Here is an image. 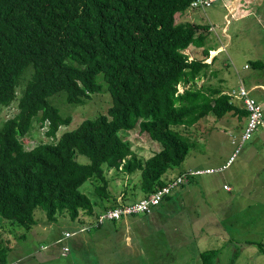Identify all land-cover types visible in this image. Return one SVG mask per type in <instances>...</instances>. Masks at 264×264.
I'll return each instance as SVG.
<instances>
[{"label":"trees","instance_id":"16d2710c","mask_svg":"<svg viewBox=\"0 0 264 264\" xmlns=\"http://www.w3.org/2000/svg\"><path fill=\"white\" fill-rule=\"evenodd\" d=\"M193 1L0 0V108L16 100L15 115L0 125V220L29 229L36 209L51 223L63 212L72 221L80 213L97 220L107 209L137 201L112 197L107 171H139L138 193L146 197L164 186L170 178L163 175L192 148L179 126L190 128L210 114L247 120L241 101L234 100L239 107L218 88L196 86L210 70L205 61L213 49H204L209 27L175 20ZM187 48H203L202 57L188 60ZM250 64L262 68L259 60ZM179 84L187 86L180 93ZM103 89L111 98L107 113L56 138L71 118L52 98L79 106ZM35 123L47 125L53 141L25 148L20 138ZM135 128L160 145L148 159L138 158L129 143ZM8 249L0 236V264H7ZM218 254L207 250L198 259L215 264Z\"/></svg>","mask_w":264,"mask_h":264},{"label":"rangeland","instance_id":"374dc122","mask_svg":"<svg viewBox=\"0 0 264 264\" xmlns=\"http://www.w3.org/2000/svg\"><path fill=\"white\" fill-rule=\"evenodd\" d=\"M182 16L175 20L209 26L204 49L223 48L210 69L225 63L231 76L227 79L222 75L223 81L219 82V75L208 73L206 78L196 81L197 87L204 84L224 93L230 86L242 85L248 89L253 69L262 80L263 69H246L244 64L257 59L264 63V0H219L205 11L187 9L184 20ZM202 50L187 48L184 52L191 60L201 58ZM212 55L208 53L205 62ZM22 86L17 88V95ZM179 86L182 91L187 88ZM51 103L63 117L71 118L68 126L59 128L58 138L86 118L106 114L111 98L103 89L92 94L83 105L70 106L61 95L53 97ZM15 112L16 100L0 108V125ZM234 124L236 117L230 114L221 119L210 114L190 128H177L190 139L192 148L179 166L163 175L165 178L174 177L182 170L218 169L231 154H236L226 170L192 176L175 187L171 191V204L160 206V213L157 211L152 220L149 215H137L134 222L104 221L97 226V221L84 213L72 221L63 212L51 223L40 209L34 210L35 224L29 229L0 220V236L9 247L7 264H200L198 254L207 250L219 251L215 264H264V255L258 248L261 245L264 249V135L258 127L238 147L240 132L231 130ZM46 130L47 125L40 128L35 123L20 140L25 148L52 142L46 137ZM128 140L141 160L160 149L158 143L137 128L129 133ZM77 161L86 164L88 159L78 156ZM106 175L108 190L117 201L127 203L144 198L138 193L139 171L124 175L109 170ZM83 186L90 196V184ZM228 187L230 192L226 191ZM104 202L110 205L111 201ZM65 232L74 235L64 239ZM63 247L68 251L61 257Z\"/></svg>","mask_w":264,"mask_h":264},{"label":"built area","instance_id":"2783aa9c","mask_svg":"<svg viewBox=\"0 0 264 264\" xmlns=\"http://www.w3.org/2000/svg\"><path fill=\"white\" fill-rule=\"evenodd\" d=\"M219 0H194L189 9L190 10H201L205 11L206 9L210 8L215 2ZM212 30V28H210ZM178 93L182 92L180 90L179 86ZM226 95L232 100H238L243 103L244 109L247 111V120L246 124L244 126V129L242 130L240 136H239V145L248 140L251 137L252 132L259 127V129L264 134V116H263V110L262 106L259 104V102L250 94L249 90L245 88L242 85H239L235 87L234 89H231L230 91L226 92ZM236 152L227 160V162L221 166L217 170H205L202 172H187L182 173L180 175H177L175 177L170 178L166 181L164 186L162 188H159L155 190L153 193L149 194L148 196L142 198L141 200H137L133 203L115 208V209H107L106 211L102 212L98 218L96 225H100L104 221H112V220H119L121 217L126 216H132V215H146L151 213V211L157 207L165 198L166 195L170 194L171 191L175 188L180 186L181 183L185 182L187 178L196 176L199 174H213L222 172L227 167L232 164L234 156ZM73 234L71 233H64L63 238L67 239L70 238ZM68 251L66 247L62 248L61 256H65V253Z\"/></svg>","mask_w":264,"mask_h":264},{"label":"crops","instance_id":"0c3cea01","mask_svg":"<svg viewBox=\"0 0 264 264\" xmlns=\"http://www.w3.org/2000/svg\"><path fill=\"white\" fill-rule=\"evenodd\" d=\"M189 11H190V9H188ZM192 11H196V10H192ZM185 16H186V12L183 14V19L182 20H184L185 19ZM181 22H185V21H181ZM188 23H190V22H188ZM208 26V25H207ZM209 27V26H208ZM211 32V31H210ZM221 50H223V48L222 47H217L216 49H213V50H211V51H209V53H211V58H210V60L208 61V62H206L207 64H211V62H212V60L214 59L215 60V56H218V54H219V52L221 51ZM257 60H259V61H261L260 59H257ZM215 63H216V61H215ZM215 63H214V66H215ZM261 64H262V68L261 69H263V71H264V63H263V61H261ZM227 67L228 66H226L225 65V63H222L220 66H215V70H213L212 68L209 70V74L210 73H213V75L215 74V75H219L218 77H217V80L219 81V82H221V81H223L222 79H221V76L223 75H225L226 77H227V79H229L231 76H230V73L227 71ZM249 67H252V68H255L254 66H252L250 63L248 64V63H245L244 64V68H246V69H249ZM258 69V68H257ZM253 73H254V75H253V78H252V80H251V82H250V87L248 88V90H249V92H250V94L252 95V92H255V94H254V98L259 102V104L262 106V110H263V116H264V77L262 78V80H260V78L259 77H256L257 76V74H256V72H255V70L253 69ZM239 86V85H238ZM237 87V86H236ZM232 88H234V87H228V90L226 91V92H228L229 90H231ZM223 94H224V91H223ZM234 104H236L237 106H239V107H242L241 106V104H240V102H238V101H234ZM233 118L234 117H236V120H237V124H234V125H232L231 126V130H233V132L235 131V132H240L239 134H241V132H242V129L244 128V126H245V123H246V115H244V116H239L238 114H234V115H232V114H230ZM227 125L228 126H230V124H229V121H227ZM263 134V133H262ZM264 135V134H263ZM153 142V141H152ZM238 145H239V143H238ZM242 145V144H241ZM160 150V149H159ZM159 150H157L156 152H158ZM234 154V153H233ZM233 154H231V156L233 155ZM230 156V157H231ZM229 157V158H230ZM228 158V159H229ZM227 162V161H226ZM224 164H222L221 166H223ZM218 168V167H217ZM208 169H211V168H205L204 170H208ZM226 170V169H225ZM187 171L188 172H193V171H191V170H182L181 172L182 173H187ZM181 172H179L178 174H181ZM177 174V175H178ZM206 175H210V174H206ZM170 176H173V175H170ZM166 178H169V177H166ZM224 187H227V186H224ZM226 191H229L230 192V188L228 187V188H226ZM171 196H172V194H170V195H168L166 198H164L163 200H162V202L160 203V205L159 206H157L156 208H154L152 211H151V213L150 214H148L151 218V220L153 219V215L158 211L159 213H160V210H158L159 209V207L160 206H163V205H167V206H169L170 204H171ZM148 215H144V217H146V216H148ZM136 218H138V216H134V217H128V218H123V219H121L120 221H122L123 220V222H134L135 220H136ZM120 221H117V222H120ZM66 233V232H65ZM59 242H61V240L59 241ZM60 254H61V252H60ZM61 256V255H60ZM61 257H63V256H61ZM16 261H19V259H16Z\"/></svg>","mask_w":264,"mask_h":264}]
</instances>
